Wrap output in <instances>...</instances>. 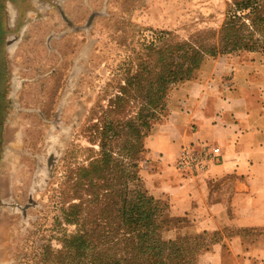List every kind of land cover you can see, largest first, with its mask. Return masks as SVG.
<instances>
[{
	"label": "trees",
	"instance_id": "16d2710c",
	"mask_svg": "<svg viewBox=\"0 0 264 264\" xmlns=\"http://www.w3.org/2000/svg\"><path fill=\"white\" fill-rule=\"evenodd\" d=\"M145 30L115 41L116 63L78 126L88 146L70 144L51 173L53 221L31 264H193L198 240L163 237L166 207L139 173L145 139L169 92L205 60L264 51V0H230L219 28L203 36Z\"/></svg>",
	"mask_w": 264,
	"mask_h": 264
},
{
	"label": "crops",
	"instance_id": "0c3cea01",
	"mask_svg": "<svg viewBox=\"0 0 264 264\" xmlns=\"http://www.w3.org/2000/svg\"><path fill=\"white\" fill-rule=\"evenodd\" d=\"M60 7L59 0H0V106L21 86L13 74L29 53L23 41L34 42L42 27L45 39L53 40L54 26L59 37ZM145 145V187L191 223L166 236H202L197 264H264V51L205 60L169 92ZM187 148L218 151L192 171L178 166ZM4 152L3 142L1 159Z\"/></svg>",
	"mask_w": 264,
	"mask_h": 264
},
{
	"label": "rangeland",
	"instance_id": "374dc122",
	"mask_svg": "<svg viewBox=\"0 0 264 264\" xmlns=\"http://www.w3.org/2000/svg\"><path fill=\"white\" fill-rule=\"evenodd\" d=\"M229 1L59 0V37L54 26L53 40L45 39L42 27L34 42L23 41L29 53L19 58L22 69L13 74L21 86L9 98L4 88L0 106V146L4 142L5 148L0 157V264H31L41 235L49 233L50 195L57 179L48 181L70 144L88 146L78 126L107 78L105 70L116 63L115 41L139 40L149 33L146 28L180 40L206 35L219 28ZM159 200L166 207L163 237H190L166 236L175 228L189 230L191 223L171 215L168 203ZM194 239L203 242L202 236Z\"/></svg>",
	"mask_w": 264,
	"mask_h": 264
},
{
	"label": "built area",
	"instance_id": "2783aa9c",
	"mask_svg": "<svg viewBox=\"0 0 264 264\" xmlns=\"http://www.w3.org/2000/svg\"><path fill=\"white\" fill-rule=\"evenodd\" d=\"M217 151L218 148H214L210 152L204 149H184L178 159V166L192 171L202 169L207 165V161L214 157Z\"/></svg>",
	"mask_w": 264,
	"mask_h": 264
},
{
	"label": "flooded vegetation",
	"instance_id": "af4514ba",
	"mask_svg": "<svg viewBox=\"0 0 264 264\" xmlns=\"http://www.w3.org/2000/svg\"><path fill=\"white\" fill-rule=\"evenodd\" d=\"M1 120V119H0Z\"/></svg>",
	"mask_w": 264,
	"mask_h": 264
}]
</instances>
